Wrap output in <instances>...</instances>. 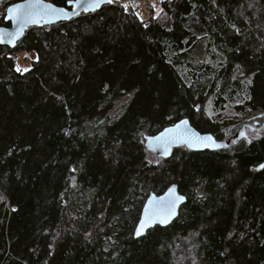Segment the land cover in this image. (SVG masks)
<instances>
[{
    "label": "trees",
    "instance_id": "obj_1",
    "mask_svg": "<svg viewBox=\"0 0 264 264\" xmlns=\"http://www.w3.org/2000/svg\"><path fill=\"white\" fill-rule=\"evenodd\" d=\"M115 2L0 46V264H264V0H160L148 26ZM183 118L229 146L147 148ZM174 183L179 217L135 238Z\"/></svg>",
    "mask_w": 264,
    "mask_h": 264
},
{
    "label": "snow or ice",
    "instance_id": "obj_2",
    "mask_svg": "<svg viewBox=\"0 0 264 264\" xmlns=\"http://www.w3.org/2000/svg\"><path fill=\"white\" fill-rule=\"evenodd\" d=\"M103 2L110 4L113 2V0H67V3L73 6L72 11L69 12L65 8H57L52 4H46L43 2V0H25L24 3L15 4L9 9V11L15 13L13 18L20 25V31L14 35H19L23 30V26L27 23L38 22L39 19H43L45 16H55L57 19H59L61 15L69 16L73 14H79L76 11L77 9L82 8L83 11L95 10ZM125 7H127V5H125ZM9 42L11 43V41ZM16 70L25 72L28 71L27 68L21 69L19 66ZM187 126L188 121L186 119L180 120L171 127L165 128L159 133V135L147 137V139L149 142H158L159 145L162 146L163 152L166 155L169 153L170 146L176 142H184L191 146L195 141L204 144L205 147L209 146L208 142L214 143L210 135L200 136V134L189 129ZM233 143H235V140H233ZM260 167L264 168V165H261ZM183 199V196L176 194L175 185L168 189L165 196L152 197L149 200V205L145 210V219L140 220L136 228L135 235H142V230L150 226L148 221L153 219V217H160V223H167L168 218L175 214L177 202Z\"/></svg>",
    "mask_w": 264,
    "mask_h": 264
},
{
    "label": "water",
    "instance_id": "obj_3",
    "mask_svg": "<svg viewBox=\"0 0 264 264\" xmlns=\"http://www.w3.org/2000/svg\"><path fill=\"white\" fill-rule=\"evenodd\" d=\"M24 2H25V0L19 1L17 3H14V4L10 5L7 8L6 15H5V21H6V23L10 24V27L0 26V30H2V31H0V46H7V47H9L11 49H15L17 47V45L26 36L27 32H29V30H31L32 28H35V27H48V26H54V25H58V24H62V23H68V22H71V21H73V20H75V19H77V18H79V17H81L83 15H89V14L96 13V12L100 11L101 9H103L104 7H106L108 5H111L113 3L112 2V3L109 4L107 2H103L95 10H89V11H83L82 8L81 9H77L76 11L79 14H73V15H69V16L61 15L59 19H57L55 16H45L43 19H39L38 22H35V23L29 22V23H27L26 25L23 26V30H22V32L19 35H14L18 31H20V25L13 18L15 13L9 11V9L12 8L15 4L24 3ZM43 2L46 3V4H52L53 6H55L57 8H65L69 12H71L72 8H73V6L69 5L68 3H67L66 6H58L52 0H43ZM9 41H11V43ZM185 119L188 121V126L187 127L189 129H191V130L195 131L196 133L200 134V136L210 135L212 137V140L214 141V143L213 142H208L209 146L205 147L204 144L199 143V142H195V141L193 142V144L191 146H189L187 143H184V142H176V143H173L170 146L169 153L166 155L163 152L162 146H160L158 142H156V141L149 142V140L147 139V142H146L147 148L149 150L155 152L157 155H160V156H163V157H169L172 154L173 149L176 148V147H179V146H185V147L191 149L192 151H200V152L207 151V150H212V151L220 150V149L227 148L229 146L230 141H227V142L219 141L211 133H202V132H200L198 129H196L192 125V123H191L189 118H183L181 120H185ZM178 122H176V123H178ZM171 126L172 125H169V126H167L165 128H168V127H171ZM163 130H161L160 132H162ZM159 133H157V134H155L153 136H157V135H159ZM244 135H245V127H242L240 132L234 137V140H239ZM262 165H264V164H262ZM260 166L257 167L258 170L262 169V167H260ZM173 185H175L176 194L179 195V196H183L184 197L183 200L177 202L176 207H175V214L171 215L168 218V222L167 223H160V217H153V219L148 221L150 226L146 227L145 229L142 230V232H143L142 235H140V236H136L135 235V238L138 239V238H141V237L145 236L150 229L155 228L156 226L167 227V226L171 225L179 217L183 205L186 204V202H187V197L180 192L179 185L177 183H174V184H171L166 189V191L164 193L160 194V195H158V194H156L154 192L150 194V196L147 198V200H146V202L144 204L140 220L145 219V210H146V207L149 205V200L152 197H163V196H165L167 194L168 189L170 187H172ZM153 207H155V206H153ZM140 220H139V222H140ZM139 222H138V224H139ZM138 224H137V226H138ZM137 226H136V228H137ZM135 232H136V229H135Z\"/></svg>",
    "mask_w": 264,
    "mask_h": 264
},
{
    "label": "built area",
    "instance_id": "obj_4",
    "mask_svg": "<svg viewBox=\"0 0 264 264\" xmlns=\"http://www.w3.org/2000/svg\"><path fill=\"white\" fill-rule=\"evenodd\" d=\"M141 1L145 2V7H142L139 4ZM152 2H154V0H116L115 4L124 3L125 5H127L128 14H137L141 18L142 24L144 26H148L151 22L152 17Z\"/></svg>",
    "mask_w": 264,
    "mask_h": 264
},
{
    "label": "rangeland",
    "instance_id": "obj_5",
    "mask_svg": "<svg viewBox=\"0 0 264 264\" xmlns=\"http://www.w3.org/2000/svg\"><path fill=\"white\" fill-rule=\"evenodd\" d=\"M155 7L158 9L160 5V0H154ZM145 2L141 1L139 4L142 7H145ZM1 4V2H0ZM37 59V54L34 51L31 52H22L17 57V67L19 66L21 69L27 68L28 70L32 68L33 61Z\"/></svg>",
    "mask_w": 264,
    "mask_h": 264
},
{
    "label": "flooded vegetation",
    "instance_id": "obj_6",
    "mask_svg": "<svg viewBox=\"0 0 264 264\" xmlns=\"http://www.w3.org/2000/svg\"><path fill=\"white\" fill-rule=\"evenodd\" d=\"M4 1H8V0H0V2H1V4H0V12H2V10H5V14H6V11H7V8L10 6V5H12V4H14V3H17V2H19V1H23V0H17V1H14V2H12V3H6V5H4ZM5 6V7H4ZM4 8V9H3ZM5 23H6V21H5ZM4 26H6V27H10V24L9 23H6Z\"/></svg>",
    "mask_w": 264,
    "mask_h": 264
}]
</instances>
